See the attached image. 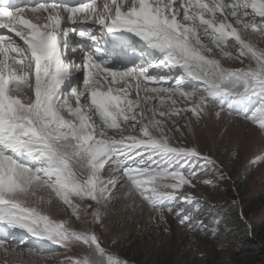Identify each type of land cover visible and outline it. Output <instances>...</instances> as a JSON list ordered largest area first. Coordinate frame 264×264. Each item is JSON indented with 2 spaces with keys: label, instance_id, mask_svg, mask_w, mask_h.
Listing matches in <instances>:
<instances>
[{
  "label": "snow or ice",
  "instance_id": "snow-or-ice-1",
  "mask_svg": "<svg viewBox=\"0 0 264 264\" xmlns=\"http://www.w3.org/2000/svg\"><path fill=\"white\" fill-rule=\"evenodd\" d=\"M252 35L264 38V0H0V235L82 250L62 264H127L95 231L121 188L131 210L204 231L182 193L212 185L200 172L215 162L173 135L175 118L247 109L264 130V48ZM53 199L67 219L45 211Z\"/></svg>",
  "mask_w": 264,
  "mask_h": 264
},
{
  "label": "rangeland",
  "instance_id": "rangeland-1",
  "mask_svg": "<svg viewBox=\"0 0 264 264\" xmlns=\"http://www.w3.org/2000/svg\"><path fill=\"white\" fill-rule=\"evenodd\" d=\"M251 39L264 48V38L252 35ZM222 63L225 67L240 66L239 62ZM244 111L247 109L239 115L225 111L217 119L212 109L194 124L200 137L199 151L215 162L214 167L205 166L208 175L201 171L200 180L212 179L214 183L194 181L196 187H186L182 195L194 197L186 209H199L195 214L203 219L204 231L183 227L167 212L165 224L159 212L147 207L131 210L132 202L122 198L121 188V198L111 201L107 208L104 226H95L110 252L127 264H264V130L245 120ZM190 116L175 118L183 135L175 131L173 135L185 144L195 140L189 133ZM61 207L53 211L56 220L68 218L69 213L61 212ZM9 232V255L0 250V264H62L69 255L80 256L47 240L52 246L44 252L48 243H33L30 238H38L27 232L15 241L17 231ZM13 249L22 254L16 255Z\"/></svg>",
  "mask_w": 264,
  "mask_h": 264
},
{
  "label": "bare ground",
  "instance_id": "bare-ground-1",
  "mask_svg": "<svg viewBox=\"0 0 264 264\" xmlns=\"http://www.w3.org/2000/svg\"><path fill=\"white\" fill-rule=\"evenodd\" d=\"M29 18H31L32 20H33V22H37V19H36V17H32L30 14H29ZM39 22H43V17H41L40 18V21ZM89 26H91V25H89ZM81 27H84V25H81ZM74 34V33H73ZM73 34H72V36H73ZM72 38V37H71ZM76 35L74 34V36H73V40L72 41H74V40H76ZM80 76V75H79ZM78 79L79 78H76L75 80L76 81H78ZM117 87H119V86H117ZM134 96V95H133ZM243 110H245V109H243ZM243 110H241V112L243 111ZM189 115V114H188ZM209 118H211V116H209ZM188 123V127H189V133H190V135H191V137H193L195 140H193L192 142H187V145H190V146H196V147H198L197 146V142H199V136H198V132H197V130H195V125L194 124H189V122H187ZM214 138H212L211 140H213ZM42 195H44L45 196V198H47V193H41ZM62 205L60 204V203H57V202H55V199H53V203H52V205L51 206H46V209H45V211L46 212H48V213H50L51 215H53V218L55 219L56 218V215L55 214H53V211H54V209H55V207H61ZM11 230V229H10ZM10 230H8V231H10ZM13 231V230H12ZM16 231H17V234H16V238H14L15 239V241H18V239L20 240L21 239V237L24 235V234H26V232L25 231H23V230H20V229H16ZM5 235V234H4ZM1 236H3V235H0V238H1ZM29 236V235H28ZM27 241V240H26ZM30 241H32L33 243L35 242L37 245H41V244H45V243H48L47 245H50L51 243H49V242H46L45 240H42L41 241V239H32V237L30 238ZM52 245H50V246H47V247H45L44 249L45 250H43L44 252H46L47 251V249H48V247L50 248ZM32 252H34V249H30ZM73 252L76 254V255H82L83 253H82V250L81 249H79V248H76V249H74L73 250ZM27 254H31V253H27ZM32 255H34V254H31V256ZM33 257H35V256H33ZM34 261V260H33ZM8 262L10 263L11 262V259L10 260H8ZM16 264V263H15Z\"/></svg>",
  "mask_w": 264,
  "mask_h": 264
}]
</instances>
